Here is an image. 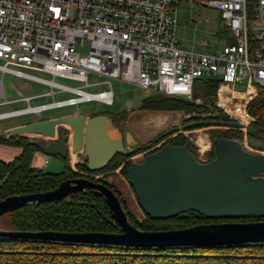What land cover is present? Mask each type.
<instances>
[{
	"label": "built area",
	"instance_id": "1",
	"mask_svg": "<svg viewBox=\"0 0 264 264\" xmlns=\"http://www.w3.org/2000/svg\"><path fill=\"white\" fill-rule=\"evenodd\" d=\"M180 1L0 0V77L7 74L45 85L50 90L46 96L52 99L50 103L31 106L30 102L40 96L19 94L12 103L21 101L27 106L1 114L0 120L23 115L41 119L44 112L92 102L111 106V81L192 102L194 81L217 77L216 93L212 102L205 105L207 113L200 117L221 114L229 122L239 124L241 128L232 130L242 132L246 144L247 128L254 122L248 106L256 98L258 88L264 87V0L254 4L259 25L252 36L248 0H197L220 13L224 27L236 41L215 54L179 47L176 6ZM84 42L88 43V52L82 55L77 46L82 47ZM89 76L103 80L91 83ZM55 78L80 86L59 85ZM243 81L242 91L233 88ZM103 86L108 89L99 91ZM57 95L70 97L56 100ZM9 103L3 100L0 105ZM205 152L197 145V161L206 162ZM47 162L46 157L44 163ZM75 168L72 166L73 172H77Z\"/></svg>",
	"mask_w": 264,
	"mask_h": 264
},
{
	"label": "water",
	"instance_id": "2",
	"mask_svg": "<svg viewBox=\"0 0 264 264\" xmlns=\"http://www.w3.org/2000/svg\"><path fill=\"white\" fill-rule=\"evenodd\" d=\"M111 124V118L105 114L90 117L75 114L20 125L7 134L29 136L28 144L47 157L68 159L70 153L80 154L87 172L98 173L115 156L132 154L137 145L130 133L113 135ZM201 126L241 128L229 121H198L184 124L162 137ZM212 154L210 161L201 163L187 146L166 144L142 161L130 162L128 183L144 215L153 221L173 219L188 212H196L209 220L264 219V153H251L235 139L215 137ZM85 191L95 192L103 199L118 228L117 233L0 229V237L126 248L229 247L264 243V221L209 223L168 231L139 230L128 221L111 189L82 177L63 181L44 193L8 197L0 201V218L29 205L60 201Z\"/></svg>",
	"mask_w": 264,
	"mask_h": 264
},
{
	"label": "trees",
	"instance_id": "3",
	"mask_svg": "<svg viewBox=\"0 0 264 264\" xmlns=\"http://www.w3.org/2000/svg\"><path fill=\"white\" fill-rule=\"evenodd\" d=\"M222 26L225 28L223 23ZM216 89L217 84L213 87V93H216ZM206 104L208 103L202 102V105H195L181 99L157 94L152 98L143 100L139 110L182 111L186 114H194V117H197L207 113ZM248 111L254 122L246 131L247 145L258 153H264V87L258 88L257 96L249 104ZM98 114L109 116L113 123L112 117L120 116L122 113L109 115L98 112L93 113L91 116ZM210 120L228 121L223 115L217 114L209 118H192L188 120V123ZM198 128H203V126L191 128L190 130ZM28 138L27 135L0 136V145L20 149V154L12 161L3 162L0 160V201L11 196L51 191L63 181L80 178L69 167L67 159H62L64 169L60 173H45L31 167V160L37 149L28 144ZM161 138L163 137L160 136L158 140ZM156 143L154 140L141 145L127 157L115 156L109 165L98 173L113 170L121 160ZM166 144L187 146L188 149L192 147L189 139L181 135L176 136L164 145ZM212 158L211 148L207 154L206 162ZM128 166L129 164L125 165L121 171L126 178ZM77 167L87 172L84 164L81 163ZM97 183H102L111 189L123 207L117 192L112 186L103 182ZM125 214L128 221L135 228L150 232L179 230L217 222L264 221V219L254 217L209 220L196 212H188L163 221H153L146 217L145 222L138 223L126 211ZM0 229L17 232H118L107 205L98 194L92 191L79 192L60 201L33 204L18 209L0 218ZM0 264H264V243L229 247L126 248L112 245L75 244L0 237Z\"/></svg>",
	"mask_w": 264,
	"mask_h": 264
},
{
	"label": "rangeland",
	"instance_id": "4",
	"mask_svg": "<svg viewBox=\"0 0 264 264\" xmlns=\"http://www.w3.org/2000/svg\"><path fill=\"white\" fill-rule=\"evenodd\" d=\"M256 0L248 1V27L250 36L253 35V30L259 25V22L254 17V4ZM177 9V26L176 36L178 39L179 47L182 50H195L208 54H215L217 51H221L225 45L235 44L236 41L231 33L222 26L220 13L213 8L204 7L198 3L197 0L193 2L190 0H181L176 6ZM77 51L85 55L88 52V43L84 42L82 47L77 46ZM31 75L51 80L52 77L46 74L29 72ZM89 82L95 83L102 81L103 79L97 76H89ZM218 78L212 79H198L194 81L192 87V103L198 105V103H210L214 97L213 87L218 82ZM55 82L59 85L67 87H79L80 84L61 78H55ZM0 83L5 90L8 99L16 101L19 99V94L23 97H38L39 98L30 102L31 106L40 104H47L52 101L50 96H46L49 93V88L45 85L16 78L10 75H4L0 77ZM113 92V104L111 106H105L100 103L92 102L78 105L76 107L63 108L57 110H50L42 113V119L56 118L75 114H84L90 117L93 113H107L113 116V123L110 126V131L113 135L121 134V131L126 133H132L136 139H138L139 145L147 144L162 136L173 129H179L184 124H189L188 120L192 118H202L200 116L194 117V114H186L182 111H153V110H139L141 102L145 99L156 96V93L151 91H142L133 86L121 83L119 81H111ZM234 89L242 91L245 88V81L233 86ZM108 88L102 87L99 91L106 90ZM95 91V90H91ZM70 95H57L56 100L69 98ZM186 102V101H185ZM27 106L25 102L18 101L12 105L0 107V112L20 110ZM39 118L36 115H23L10 118H4L0 120V133L4 132L7 128L26 125L29 123L37 122ZM71 131V128L68 126ZM185 134L177 132L174 135L163 137L157 141L156 144L148 147L147 149L137 152L132 156L120 161L119 165L113 170H109L103 173L87 174L80 170L76 165V171L74 172L79 177H88L95 182H103L112 186L117 192L122 204L123 210L132 216L138 223L146 221V216L140 209L138 201L128 183L127 178L123 175L122 168L133 161H142L148 153H153L159 150L165 143L170 142L171 139L176 136H186L189 141H193L197 145L202 147L201 151L206 150L208 153L212 148V139L215 136H222L226 138H232L238 140L243 144V148L251 153H258L257 151L250 149L243 142V133L232 129H224L218 127H203L193 130L184 131ZM6 134L4 137H8ZM189 147V150L194 156L198 158L197 148L193 145ZM19 148L7 147L0 145V160L4 162L12 161L17 154ZM207 153V154H208ZM42 158L45 156L40 155ZM34 155L31 160V167L41 170L45 173H60L64 169V162L59 157H47L50 161L49 165L44 168L42 159L40 162L35 159ZM37 162L36 166L34 165ZM83 162V159H82ZM56 163L61 165L57 171L55 168ZM70 167V166H69ZM84 174V176H83ZM90 175V176H88ZM221 223V222H217Z\"/></svg>",
	"mask_w": 264,
	"mask_h": 264
},
{
	"label": "crops",
	"instance_id": "5",
	"mask_svg": "<svg viewBox=\"0 0 264 264\" xmlns=\"http://www.w3.org/2000/svg\"><path fill=\"white\" fill-rule=\"evenodd\" d=\"M0 86H1V85H0ZM0 93L2 94V98L0 99V104L2 103L3 100H6V101L10 102V103L7 104V105H0V107H4V106H8V105H12V104H13V103H12V102H13V99L10 100V99L7 98L6 93H5V90L3 89L2 86H1V92H0ZM9 112H11V111L0 112V115H1V114H6V113H9ZM49 119H50V118H49ZM40 120H43V119L41 118V119H39L38 121H40ZM17 126H19V125H17ZM17 126H13V127L7 128L4 132L0 133V136H3V137H4L10 129H12V128H14V127H17ZM193 146L195 147V145H193ZM195 148H197V145H196ZM208 148H209V146H208L205 150H203V151H206ZM207 153H208V152L206 151V152H205V155H206ZM17 154H20V150L17 151ZM33 155H34V157H35L34 160L37 159L39 162H40L42 159L45 160V158L47 157V156L43 155L42 153H40L39 151H35ZM40 155H43V156H45V157L42 158ZM16 157H17V156H16ZM16 157H15V158H16ZM61 160H62V159H61ZM1 161H2V160H1ZM3 162H4V161H3ZM49 163H50V161L48 160L47 164H45V163L43 162L42 165H43L44 168H45L46 166L49 165ZM67 163H68V165L70 166V168L72 169V166L79 165V164L82 163V158H81L80 154H72V153H70V154H69V158L67 159ZM36 164H37V162H36L34 165L36 166ZM55 167H56L55 169L58 171V170L60 169L61 165H60L59 163H56V166H55ZM45 169H46V168H45Z\"/></svg>",
	"mask_w": 264,
	"mask_h": 264
},
{
	"label": "flooded vegetation",
	"instance_id": "6",
	"mask_svg": "<svg viewBox=\"0 0 264 264\" xmlns=\"http://www.w3.org/2000/svg\"><path fill=\"white\" fill-rule=\"evenodd\" d=\"M126 132L125 131H121V135H124ZM130 135L133 136V138L137 141V145L133 148L134 150H136L140 145L138 142V139L135 138V136L131 133ZM172 135V134H171ZM170 136V135H169ZM151 154V153H150ZM148 155V154H147Z\"/></svg>",
	"mask_w": 264,
	"mask_h": 264
},
{
	"label": "bare ground",
	"instance_id": "7",
	"mask_svg": "<svg viewBox=\"0 0 264 264\" xmlns=\"http://www.w3.org/2000/svg\"><path fill=\"white\" fill-rule=\"evenodd\" d=\"M198 147H199L200 149H202V147H200V145H198Z\"/></svg>",
	"mask_w": 264,
	"mask_h": 264
}]
</instances>
